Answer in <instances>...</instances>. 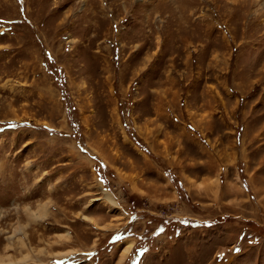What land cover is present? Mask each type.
Masks as SVG:
<instances>
[{"label":"rangeland","instance_id":"rangeland-1","mask_svg":"<svg viewBox=\"0 0 264 264\" xmlns=\"http://www.w3.org/2000/svg\"><path fill=\"white\" fill-rule=\"evenodd\" d=\"M27 254L264 264V0H0V256Z\"/></svg>","mask_w":264,"mask_h":264},{"label":"bare ground","instance_id":"bare-ground-1","mask_svg":"<svg viewBox=\"0 0 264 264\" xmlns=\"http://www.w3.org/2000/svg\"><path fill=\"white\" fill-rule=\"evenodd\" d=\"M40 215H39V217H42V216H44L45 215V212H46V207L43 205V207H40ZM21 242V241H20ZM22 247L23 246H25L22 242H21V244H20ZM131 247H132V245H130V246H128V247H126L125 248V250H124V252H123V256L126 258V256L128 255V253L130 252V250H131ZM6 248H10V246H8V247H6ZM60 255V254H59ZM59 255H57V256H59ZM61 256V255H60ZM28 259H29V256H28V254L27 255H25L24 257H22L20 260H17V261H14V260H12L10 257H9V255L7 256V257H1L0 256V264H22V263H26L27 261H28ZM121 263V262H120ZM119 263V264H120Z\"/></svg>","mask_w":264,"mask_h":264}]
</instances>
